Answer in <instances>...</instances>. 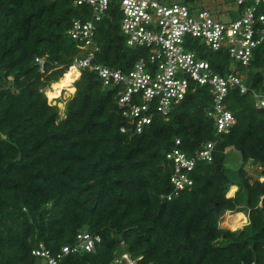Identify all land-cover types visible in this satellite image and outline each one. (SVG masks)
<instances>
[{
    "label": "trees",
    "instance_id": "16d2710c",
    "mask_svg": "<svg viewBox=\"0 0 264 264\" xmlns=\"http://www.w3.org/2000/svg\"><path fill=\"white\" fill-rule=\"evenodd\" d=\"M82 12L72 0H0V83L11 78L0 86V264H40L31 254L38 244L56 254L83 231L100 238L95 251L60 264H111L123 253L135 264H264V110L251 94H264V43L237 67L250 91H228V134L217 136L206 116L207 87L135 133V119L116 102L119 87H103L88 70L70 85L63 118L48 103L47 91L61 86L79 53L66 32ZM119 23L112 4L96 24L94 63L126 73L146 49L127 47ZM200 57L228 72L225 53ZM209 141L213 159L196 164L190 189L161 199L173 191L166 155L174 147L191 155ZM229 149L241 157L235 171L225 165ZM247 163L261 168L258 179L248 177ZM227 211L243 212L247 225L221 227Z\"/></svg>",
    "mask_w": 264,
    "mask_h": 264
},
{
    "label": "built area",
    "instance_id": "2783aa9c",
    "mask_svg": "<svg viewBox=\"0 0 264 264\" xmlns=\"http://www.w3.org/2000/svg\"><path fill=\"white\" fill-rule=\"evenodd\" d=\"M234 2L236 17L232 19L225 11L223 13L229 19L220 21L207 7L196 9L184 3L165 5L158 0H72V6L83 8V12L79 18L72 20L66 32L81 53L74 57L69 68L73 67L78 72H93L100 78L103 87L118 86L116 102L124 117L135 119V133H140L155 116L168 120L174 106L186 95L207 87L212 103L206 116L213 121L217 136L228 134L234 124L233 115L224 104L228 91L231 87L237 88L240 94L250 91L244 82L245 77L233 65L246 68L254 51L264 43V0ZM112 4L118 6L120 33L125 45L146 49V56L126 73L94 63L99 51L95 41L96 24ZM201 47L225 53L230 62L228 72L224 75L215 73L210 64L199 56L197 48ZM35 62L42 73L44 59L36 58ZM251 94L254 107L264 110V94L253 90ZM178 145L176 140L175 146ZM214 147L215 142H206L191 155L174 147L166 155L172 168L169 181L173 191L161 196V199L169 201L180 191L189 190L192 186L190 173L198 162L212 161ZM263 180L259 178L260 182ZM99 242L98 236L83 231L76 235L73 245L62 246L56 254L43 244H38L31 254L40 264H60L61 259L70 254L93 253ZM120 261L135 264L125 253L115 257L111 264H119Z\"/></svg>",
    "mask_w": 264,
    "mask_h": 264
},
{
    "label": "rangeland",
    "instance_id": "374dc122",
    "mask_svg": "<svg viewBox=\"0 0 264 264\" xmlns=\"http://www.w3.org/2000/svg\"><path fill=\"white\" fill-rule=\"evenodd\" d=\"M158 1L161 4H165V5L183 4V3L185 4L186 3L187 6H190V7L196 8V9L207 7L212 13L216 14V16L218 17V19L220 21H227L229 19V17L226 16L225 13H223L225 11H226V13L231 15L232 19L236 17V13H235V11H236L235 7L236 6H235L234 0H158ZM197 50H198V52H200V56H204V54H206L209 57L211 55V51L207 48L201 47V48H197ZM79 55H81V53H78L76 56H79ZM202 59L206 60L205 58H202ZM231 65H232V63H231ZM233 67L236 69V71L239 74H241L237 70V67H239L238 64H234ZM231 70H233V68H231ZM241 75L243 77H246L245 73H243ZM79 77H80V72H79ZM78 78H77V75H75V78H72V85H71L72 87L74 85V82ZM8 81H9L8 83L1 82L0 86H2V87L9 86L11 78H9ZM62 85H63V81H62ZM53 86H55V85H52L51 87H53ZM68 86H69L68 88H66V89L64 88L63 90H62V86H60V87H53V89H51L50 91H47V96L51 100L54 99L56 102L55 106L58 108V114H59L60 118H63L66 102H68L74 94V93L71 94L72 88H70V84H68ZM43 92H44V90H43ZM47 102H48V100H47ZM48 103L51 104V102H48ZM58 104H60V107L58 106ZM225 156H226L225 157V165L229 169L235 171L240 167L241 157L237 151H235L234 149H229L226 151ZM244 170L246 171V173H247L248 177L251 179V181H254V180L259 178V173L261 171V168L257 165L247 163L246 165H244ZM236 190L237 189L235 188V191L231 192L232 196L230 198H232L234 196V193L236 192ZM231 212L234 213L233 217L236 215V218L234 217V219L236 221V223L234 224V228H231L228 226V228L231 232L242 229L245 226V223L247 225L248 219H247V216L243 212H234V211H231ZM225 213L220 217V219L218 221V226H219L220 220L225 215ZM228 213H229V211H227V215H229ZM227 217H229V216H227ZM245 219H246V221H245ZM122 247L123 246L121 245L120 248L122 249ZM125 264H128V263L125 262Z\"/></svg>",
    "mask_w": 264,
    "mask_h": 264
},
{
    "label": "bare ground",
    "instance_id": "6f19581e",
    "mask_svg": "<svg viewBox=\"0 0 264 264\" xmlns=\"http://www.w3.org/2000/svg\"><path fill=\"white\" fill-rule=\"evenodd\" d=\"M75 75H79L78 70L73 68V67L69 68L65 78L62 80L63 81V85H62V81H61V86L62 87L63 86H68V84L72 85V78H75ZM58 87H60V86H58ZM228 214L229 215L226 214V217H225L223 223L221 222L220 225L223 226V227H226V228H228V226L231 227V228H234V224L236 223L234 217L236 218V215L233 217V215H234L233 212H229ZM227 216H229V217H227Z\"/></svg>",
    "mask_w": 264,
    "mask_h": 264
},
{
    "label": "water",
    "instance_id": "95a60500",
    "mask_svg": "<svg viewBox=\"0 0 264 264\" xmlns=\"http://www.w3.org/2000/svg\"><path fill=\"white\" fill-rule=\"evenodd\" d=\"M51 105H52V106H55V105H56L55 100H53V101L51 102Z\"/></svg>",
    "mask_w": 264,
    "mask_h": 264
},
{
    "label": "crops",
    "instance_id": "0c3cea01",
    "mask_svg": "<svg viewBox=\"0 0 264 264\" xmlns=\"http://www.w3.org/2000/svg\"><path fill=\"white\" fill-rule=\"evenodd\" d=\"M237 189V188H236ZM227 213V212H226ZM245 221H246V219H245ZM245 226H246V223H245Z\"/></svg>",
    "mask_w": 264,
    "mask_h": 264
}]
</instances>
